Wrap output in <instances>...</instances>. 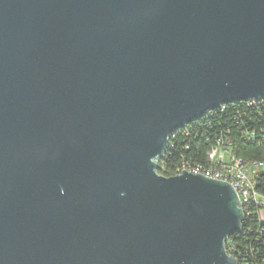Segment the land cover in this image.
<instances>
[{
  "label": "water",
  "instance_id": "obj_1",
  "mask_svg": "<svg viewBox=\"0 0 264 264\" xmlns=\"http://www.w3.org/2000/svg\"><path fill=\"white\" fill-rule=\"evenodd\" d=\"M262 97L264 0H0V264H237L232 185L156 169Z\"/></svg>",
  "mask_w": 264,
  "mask_h": 264
},
{
  "label": "trees",
  "instance_id": "obj_2",
  "mask_svg": "<svg viewBox=\"0 0 264 264\" xmlns=\"http://www.w3.org/2000/svg\"><path fill=\"white\" fill-rule=\"evenodd\" d=\"M218 138L230 143L235 157L249 163L264 161V98L251 106L244 101L226 104L175 130L169 136L167 152L159 161L157 172L171 176L183 161L205 164L207 151ZM254 178L255 189L264 197V172ZM262 208L264 200L261 205L246 204L241 231L233 233L226 242L239 263L264 264Z\"/></svg>",
  "mask_w": 264,
  "mask_h": 264
},
{
  "label": "built area",
  "instance_id": "obj_3",
  "mask_svg": "<svg viewBox=\"0 0 264 264\" xmlns=\"http://www.w3.org/2000/svg\"><path fill=\"white\" fill-rule=\"evenodd\" d=\"M263 98L264 97L260 99L246 100L244 102H246L249 106H251L253 104L260 103ZM230 103H234V102H230ZM226 104H222L217 109H223ZM196 120L197 119L193 120L190 123H193ZM226 141L227 140H225L224 138H218L215 140V143L212 146H210L209 150L207 151L205 164L183 161L180 163V165H178L174 169L173 173H181L182 169L188 172H199V166H206V173L223 175L224 179H231V181H234V183L237 184V187L240 188V202L242 203V209L244 213V206L246 204L252 203L255 205H261L262 201L264 200V197L255 189L256 181L254 178L257 173L264 172V161H255L249 163L243 161L241 158L235 157L230 151V143ZM168 143H169V139H168ZM166 152L167 149L163 157L165 156ZM163 157L160 158V161ZM206 173H202V174L206 176ZM228 240L229 238L227 239V241ZM226 242H225V248L227 254L228 255L230 254L237 259V257L231 252V247L230 248L226 247ZM237 264H248V263H239L237 259Z\"/></svg>",
  "mask_w": 264,
  "mask_h": 264
},
{
  "label": "bare ground",
  "instance_id": "obj_4",
  "mask_svg": "<svg viewBox=\"0 0 264 264\" xmlns=\"http://www.w3.org/2000/svg\"><path fill=\"white\" fill-rule=\"evenodd\" d=\"M182 128H184V127H182ZM159 161H160V159H159ZM159 161H158V165H159ZM157 168H158V166H157ZM190 173L196 174L198 172H190ZM199 173H201V174L202 173H206V166H199ZM176 174H180V173H173V175H176ZM206 176L214 178V179H220V180H223V181H227L228 183H230L232 185V187L234 188V190L236 191V193H237V195L239 197V200H240V188L237 187V184H235L234 181H231V179H224L223 175H215L214 173H206Z\"/></svg>",
  "mask_w": 264,
  "mask_h": 264
},
{
  "label": "rangeland",
  "instance_id": "obj_5",
  "mask_svg": "<svg viewBox=\"0 0 264 264\" xmlns=\"http://www.w3.org/2000/svg\"><path fill=\"white\" fill-rule=\"evenodd\" d=\"M260 217L261 219H264V208L260 210Z\"/></svg>",
  "mask_w": 264,
  "mask_h": 264
}]
</instances>
